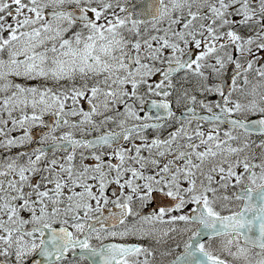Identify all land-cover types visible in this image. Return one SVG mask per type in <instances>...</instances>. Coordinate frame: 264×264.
Wrapping results in <instances>:
<instances>
[{"label": "snow or ice", "instance_id": "1", "mask_svg": "<svg viewBox=\"0 0 264 264\" xmlns=\"http://www.w3.org/2000/svg\"><path fill=\"white\" fill-rule=\"evenodd\" d=\"M0 264H264V0H0Z\"/></svg>", "mask_w": 264, "mask_h": 264}]
</instances>
